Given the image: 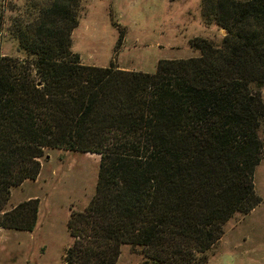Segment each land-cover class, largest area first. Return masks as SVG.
<instances>
[{"label": "trees", "instance_id": "1", "mask_svg": "<svg viewBox=\"0 0 264 264\" xmlns=\"http://www.w3.org/2000/svg\"><path fill=\"white\" fill-rule=\"evenodd\" d=\"M79 3L23 0L8 18L21 55L0 53V226L32 229L35 198L6 204L45 148L94 152L63 264H115L122 244L149 264H203L225 222L261 200L264 0H200L204 25L225 34L189 38L197 56L158 59L153 72L81 63L70 49Z\"/></svg>", "mask_w": 264, "mask_h": 264}, {"label": "rangeland", "instance_id": "2", "mask_svg": "<svg viewBox=\"0 0 264 264\" xmlns=\"http://www.w3.org/2000/svg\"><path fill=\"white\" fill-rule=\"evenodd\" d=\"M23 0H5L0 53L21 55L9 36L8 18ZM70 49L81 63L153 72L158 59L197 56L188 39L201 36L218 44L224 29L204 25L200 0H80ZM264 101V84L260 88ZM262 147L253 171V189L261 200L246 215L236 214L205 252L203 264H264V118L258 129ZM99 154L45 148L39 171L10 188L6 208L35 198L31 230L0 226V264H63L70 243L66 220L82 210L93 194ZM136 246L122 244L115 264H149Z\"/></svg>", "mask_w": 264, "mask_h": 264}, {"label": "water", "instance_id": "3", "mask_svg": "<svg viewBox=\"0 0 264 264\" xmlns=\"http://www.w3.org/2000/svg\"><path fill=\"white\" fill-rule=\"evenodd\" d=\"M223 34H225V30H223Z\"/></svg>", "mask_w": 264, "mask_h": 264}]
</instances>
